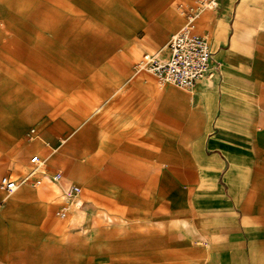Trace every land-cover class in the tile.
I'll list each match as a JSON object with an SVG mask.
<instances>
[{
    "label": "crops",
    "instance_id": "0c3cea01",
    "mask_svg": "<svg viewBox=\"0 0 264 264\" xmlns=\"http://www.w3.org/2000/svg\"><path fill=\"white\" fill-rule=\"evenodd\" d=\"M195 1L0 0L121 4L119 27L101 30L79 21L71 41L80 51L98 50L96 56L124 42L116 58L91 61L105 72L76 76L85 86L76 89L74 104L61 103L57 114L30 126L35 139L25 137L30 127L24 131L20 159L1 175L22 176L38 154L47 173L61 171L63 180L45 177L6 200L20 215L10 230L0 221V264H35L36 237L55 230L48 200L56 190L49 184L63 191L67 182L81 186L72 207L86 214L82 226L98 264H264V0H218L198 15L195 31L207 37L220 66L191 90L163 87L153 73L134 69L145 53L169 56V40L186 22L182 7ZM21 51L33 68L14 66L15 82L34 83L25 97L37 94L46 77H64L62 84L71 79L49 62L46 53L54 50ZM15 94L4 97L13 108ZM62 202H52L54 213ZM83 243L79 237V251Z\"/></svg>",
    "mask_w": 264,
    "mask_h": 264
},
{
    "label": "rangeland",
    "instance_id": "374dc122",
    "mask_svg": "<svg viewBox=\"0 0 264 264\" xmlns=\"http://www.w3.org/2000/svg\"><path fill=\"white\" fill-rule=\"evenodd\" d=\"M259 6L264 9V2ZM118 16H121V4H102L92 7L81 3L0 4V49H4V51H0V175L13 167L16 164V159H20L19 149L23 147V134L28 127L34 125L38 127L41 120L57 114L61 103L74 104L76 89L80 91V88L85 86L76 83V76H89L96 74L98 71L105 72L107 69L101 66L91 67V61L104 63L107 60L116 58L113 56L123 52L124 42L118 44L113 53L109 55L99 54L96 56L98 50L97 52L96 50L93 52L78 50L81 46H76L71 41L72 33H75L73 24L83 21L88 26L97 27L101 30L112 29L119 27L121 23ZM260 26L264 27V19L260 20ZM86 47H89V45ZM36 48L54 50L46 53L49 57H53L52 60L50 58L49 62L62 65V69L68 71L71 79L62 84L60 80H65L64 77H51L48 79L46 77L44 81L47 82L39 86L40 90L38 93L36 92L37 94H30L25 97L28 87L31 88L34 83L31 82L30 85H26L22 82H15L14 66L18 64L32 71L31 60L28 61L26 53L21 50ZM98 48L102 49V47ZM60 55H65L66 60L63 58L58 59L57 56ZM39 78L41 77L35 76L33 80L36 81ZM166 86H172L179 92L185 91V89L172 83L163 84V87ZM13 90L16 92L15 95L19 103L17 108H13L10 101L4 98ZM170 160L163 159V163L166 164ZM185 160L177 159L180 163ZM26 170L27 167L21 173ZM14 175L20 177L17 174ZM68 183L65 184V187ZM49 186L51 189L56 190L49 196L48 200L51 210L50 220L52 226H55V230L51 228L53 231L51 230L50 233H39L36 237L35 255L37 258L35 264L101 263V261L95 262L92 260L89 246L90 232L82 226V220H84L86 214L73 206L66 218H58L53 211L52 202L64 200L63 191L57 185L49 184ZM32 189L21 187L18 192L27 193L28 190ZM18 192L8 196L0 190V221H3L2 225L7 230L12 229L10 220L15 219L13 216L20 215L18 212L20 208L16 206L8 210L6 200L12 198ZM60 237L64 239L66 249L62 248L61 250L58 248L57 244ZM79 237L84 242L82 251H79V246L76 245Z\"/></svg>",
    "mask_w": 264,
    "mask_h": 264
},
{
    "label": "built area",
    "instance_id": "2783aa9c",
    "mask_svg": "<svg viewBox=\"0 0 264 264\" xmlns=\"http://www.w3.org/2000/svg\"><path fill=\"white\" fill-rule=\"evenodd\" d=\"M217 6L218 0H196L193 5L182 7L186 22L171 36L168 43L169 56L161 58L156 53H145L135 62L134 69L153 73L162 85L172 83L191 90L199 79L220 66L218 61H213V53L207 37L198 34L194 28L196 18L203 10ZM37 136L35 127H30L25 132V137L29 140ZM30 161L33 167L19 178L10 174L1 175L0 189L3 192L10 195L22 186L37 187L44 182L45 177L52 183L61 181L62 172L47 173L44 159L38 154L33 155ZM81 190V186L76 183H70L63 189L64 200L55 210L59 218H66L69 215L72 204L77 201Z\"/></svg>",
    "mask_w": 264,
    "mask_h": 264
}]
</instances>
